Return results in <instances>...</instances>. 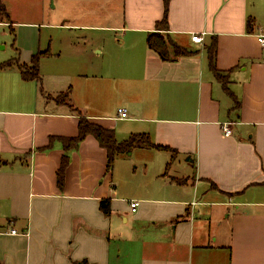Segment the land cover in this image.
<instances>
[{
    "label": "crops",
    "instance_id": "crops-1",
    "mask_svg": "<svg viewBox=\"0 0 264 264\" xmlns=\"http://www.w3.org/2000/svg\"><path fill=\"white\" fill-rule=\"evenodd\" d=\"M1 1L0 62L49 53L40 81L0 70L1 264H264V0H171L162 30L164 0ZM157 30L197 53L163 60L147 43ZM215 38L238 108L209 66ZM81 117L169 149L119 154L109 171L87 136L61 189L64 147L51 139L76 136Z\"/></svg>",
    "mask_w": 264,
    "mask_h": 264
},
{
    "label": "trees",
    "instance_id": "trees-1",
    "mask_svg": "<svg viewBox=\"0 0 264 264\" xmlns=\"http://www.w3.org/2000/svg\"><path fill=\"white\" fill-rule=\"evenodd\" d=\"M171 0H164V14L158 23V29L168 28V12ZM2 1L0 0V3ZM5 12V8H3ZM6 13V12H5ZM157 30L148 35V46L155 51L163 60L173 61L182 56H189L197 53L196 50L187 48L164 37ZM208 54L209 66L215 76V78L222 84L223 88L231 95L234 106L238 108L240 105L238 99L230 92L229 88V73L227 71H221L217 66V53L218 43L216 38L212 39L211 43L206 45ZM48 51H39L33 55L29 63H19L16 58L9 59L7 61L0 62V70H5L17 66L20 73L25 80H41L40 60L43 56L48 55ZM69 92H62L56 96L55 101L59 104L68 103ZM87 136H93L100 146L106 150L107 153V169L110 171L115 163L116 157L119 154H129L136 148H157V149H169L167 146L155 144L150 136L146 133H134L127 139L119 141L116 138L115 131L112 128H106L98 123L90 121L88 118L81 117L78 124V134L72 137H52L60 140L64 147V154L62 156L60 168L57 171V184L59 188H63L65 184V173L70 163V157L68 152L75 148L81 141ZM100 209L105 215H110L112 212V200L110 198L103 199L100 202ZM1 264V262H0Z\"/></svg>",
    "mask_w": 264,
    "mask_h": 264
},
{
    "label": "rangeland",
    "instance_id": "rangeland-1",
    "mask_svg": "<svg viewBox=\"0 0 264 264\" xmlns=\"http://www.w3.org/2000/svg\"><path fill=\"white\" fill-rule=\"evenodd\" d=\"M162 35H164V37H168L164 32H160ZM51 34H52V36H53V39H54V42L56 43V41L57 40H59V38H61V37H59L58 38V34H61L62 35V32L61 31H59V30H55V29H52L51 30ZM91 36V35H90ZM9 39H10V37H8V38H6V41H9ZM81 40V39H80ZM82 41H86V38H83L82 39ZM58 43V42H57ZM80 45H82L83 44V42H80L79 43ZM86 49L88 50V45L86 46ZM95 55H92V54H90V58H92V59H95ZM54 61V60H53ZM50 66H48L47 68H49ZM46 71L44 70V69H41V73L43 74V76H45L44 74H46L45 73ZM41 74V75H42ZM58 96V95H57ZM51 97V96H50ZM52 98V97H51ZM56 98V97H55ZM119 125L120 126H122V127H124L125 125H126V121H121L120 123H119ZM124 161H127V160H122V159H120V160H118V165H120V167H121V170H120V172L118 173V175H117V177H116V181L118 182H116L115 181V179H114V181H115V183H117L118 184V186L120 187V188H122V190H124V191H127L128 190V183H127V164H124ZM117 174V169H116V171H115V175ZM124 195L125 196H127V193H124ZM115 259H116V262H118V263H121V264H127V256L125 255V257H123V258H119V257H115Z\"/></svg>",
    "mask_w": 264,
    "mask_h": 264
},
{
    "label": "built area",
    "instance_id": "built-area-1",
    "mask_svg": "<svg viewBox=\"0 0 264 264\" xmlns=\"http://www.w3.org/2000/svg\"><path fill=\"white\" fill-rule=\"evenodd\" d=\"M192 41L199 43V44H203L204 43V37L202 34L199 33H194L192 35ZM258 41L260 42L262 48L264 49V34L258 35ZM118 115L120 118H127L128 113H127V109L125 108H119L118 109ZM223 131L225 133L226 136H230L232 135V123H225L223 124ZM139 203L138 201H131L130 206L132 211H136L137 207H138ZM13 233H16V230H12Z\"/></svg>",
    "mask_w": 264,
    "mask_h": 264
}]
</instances>
